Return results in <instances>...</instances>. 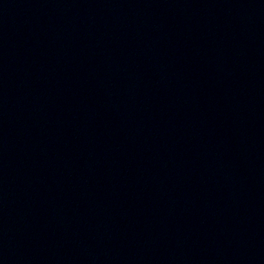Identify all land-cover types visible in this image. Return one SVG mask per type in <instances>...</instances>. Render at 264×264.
I'll use <instances>...</instances> for the list:
<instances>
[{"label": "water", "instance_id": "water-1", "mask_svg": "<svg viewBox=\"0 0 264 264\" xmlns=\"http://www.w3.org/2000/svg\"><path fill=\"white\" fill-rule=\"evenodd\" d=\"M0 264H264V0H0Z\"/></svg>", "mask_w": 264, "mask_h": 264}]
</instances>
